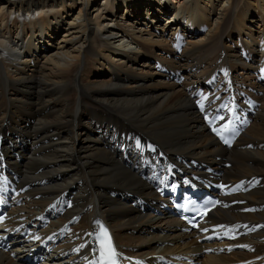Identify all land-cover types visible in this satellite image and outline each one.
Listing matches in <instances>:
<instances>
[{
  "label": "bare ground",
  "instance_id": "obj_1",
  "mask_svg": "<svg viewBox=\"0 0 264 264\" xmlns=\"http://www.w3.org/2000/svg\"><path fill=\"white\" fill-rule=\"evenodd\" d=\"M143 56L165 81L152 80L156 72L143 70L150 66L143 60L138 69ZM260 69L264 0H0V137L24 150L14 167L23 183L34 182L33 207L66 192L58 224L69 225L68 251L87 245L97 220L124 253L161 251L182 237L164 232L179 223L142 215L133 194L150 191L148 176L165 160L220 164L219 155L231 162L224 179L250 188L229 199L232 207L210 211L209 222L242 233L247 228L235 222L251 221L253 229L233 238L240 250L208 261L264 264V90L254 121L225 150L184 92L190 81L170 80L220 73L242 92ZM0 264L17 262L0 251Z\"/></svg>",
  "mask_w": 264,
  "mask_h": 264
},
{
  "label": "snow or ice",
  "instance_id": "obj_2",
  "mask_svg": "<svg viewBox=\"0 0 264 264\" xmlns=\"http://www.w3.org/2000/svg\"><path fill=\"white\" fill-rule=\"evenodd\" d=\"M262 72H264V69L261 70ZM207 97L202 96L201 99L196 101V104L199 106L201 112L205 111V105H204V100H206ZM222 107H227V106H222ZM230 113L234 112V109H227ZM204 119L209 123V125L211 126L214 120H224L225 117L223 115H216V116H211L206 114L204 116ZM231 124V120L229 119L227 123L223 124L221 127L217 128V127H212V131L219 136L221 139H223V133L225 131L228 130L229 125ZM225 143H228L227 140H225ZM243 183V182H242ZM221 188H224V185H220ZM240 185H237L236 188H239ZM219 203V202H217ZM226 206V205H225ZM246 211H252L254 209H245ZM96 224L99 227V231L95 233V240L98 244V251H99V256L97 258L96 261L93 262V264H118L117 262V252L115 250V248L113 247L111 238L107 232V229L99 222L96 221ZM193 227H198V225L193 224ZM217 228H225V225H217ZM236 227H245L247 228V225H237ZM203 231L207 232L208 229H203ZM228 232H233L235 231V228H229L227 230ZM89 235H92V233H89ZM230 238H235L230 237ZM242 247H246L243 246ZM211 251V250H209ZM137 264H140V262H137Z\"/></svg>",
  "mask_w": 264,
  "mask_h": 264
},
{
  "label": "rangeland",
  "instance_id": "obj_3",
  "mask_svg": "<svg viewBox=\"0 0 264 264\" xmlns=\"http://www.w3.org/2000/svg\"><path fill=\"white\" fill-rule=\"evenodd\" d=\"M100 2V1H99ZM160 21H163V19L162 20H160ZM154 52L155 53H157V54H159V53H161V51L159 50V48L157 47V48H155L154 49ZM148 57H146L145 58V56H143V57H141L140 58V60H139V65H138V69L141 67V62H143V63H146V59H147ZM143 60V61H142ZM141 61V62H140ZM147 63H149L150 64V66H145V68L143 69V70H150L151 72L152 71H154V72H156L155 74H154V77L152 78V80H156L157 81V79L158 80H160V81H165V78L164 77H162L160 74L161 73H164V71H161L160 70V68L159 67H157V65H154L155 64V62L153 61V60H149V62H147ZM146 63V64H147ZM156 66V67H155ZM148 67H150V68H148ZM154 67V68H153ZM138 71V70H137ZM238 71H242L241 69H238ZM160 73V74H159ZM258 75V74H257ZM255 76V78H257V76L256 75H254ZM109 77V74L107 73V74H105V75H101L100 77H97V78H108ZM166 80H167V78H166ZM264 90V89H263ZM80 131V130H79ZM212 218V217H211ZM210 218V219H211ZM230 255V254H229ZM228 256V255H227Z\"/></svg>",
  "mask_w": 264,
  "mask_h": 264
}]
</instances>
